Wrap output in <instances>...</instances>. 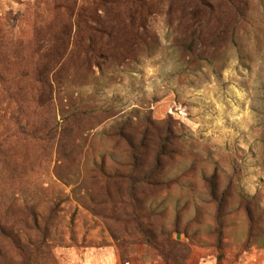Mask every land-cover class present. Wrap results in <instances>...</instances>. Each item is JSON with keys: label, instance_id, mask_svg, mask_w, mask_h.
<instances>
[{"label": "rangeland", "instance_id": "rangeland-1", "mask_svg": "<svg viewBox=\"0 0 264 264\" xmlns=\"http://www.w3.org/2000/svg\"><path fill=\"white\" fill-rule=\"evenodd\" d=\"M0 205L34 264H264V0H0Z\"/></svg>", "mask_w": 264, "mask_h": 264}, {"label": "trees", "instance_id": "trees-1", "mask_svg": "<svg viewBox=\"0 0 264 264\" xmlns=\"http://www.w3.org/2000/svg\"><path fill=\"white\" fill-rule=\"evenodd\" d=\"M87 34H89V38H93L94 35H102L104 36L105 33L96 26H92L91 23L87 22L85 25ZM99 35V36H100ZM240 48L241 45H238ZM21 82L12 85V83L16 80L14 79L12 82H8L7 84L4 83V81L1 83L2 91L6 94V96L14 102L15 108L17 112L21 115L23 113H26L28 108H26L29 102H36L40 109L45 107L46 105L50 104V90L49 87L46 86V83L44 82V72L43 71H35L34 77H32L33 84H38V87H33V90L29 94L23 93V89L21 88V84L23 83L22 77L20 76ZM39 93V97L36 96V93ZM19 132L23 134L24 132L19 129ZM130 147L133 148L132 143H130ZM163 149V146H161V150ZM165 154H161L158 157V166L155 170H158L161 165V158ZM3 208L0 205V237L7 241L11 247L14 249L16 253H18L21 257L24 259L21 261L23 264H34L35 259H37L35 256L37 255L38 246L33 244V242L30 245H24L22 241L17 237V235L14 233V231L11 230L9 227V217L10 214L7 211L6 213L2 211ZM32 214V213H31ZM36 231H40L41 227H34ZM150 246H155L152 241L148 242ZM163 250V248L161 247ZM1 256V253H0ZM4 264H11L10 262L6 261Z\"/></svg>", "mask_w": 264, "mask_h": 264}]
</instances>
